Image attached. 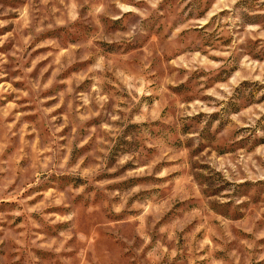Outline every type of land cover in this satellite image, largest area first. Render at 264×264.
<instances>
[{
    "label": "rangeland",
    "instance_id": "374dc122",
    "mask_svg": "<svg viewBox=\"0 0 264 264\" xmlns=\"http://www.w3.org/2000/svg\"><path fill=\"white\" fill-rule=\"evenodd\" d=\"M0 264H264V0H0Z\"/></svg>",
    "mask_w": 264,
    "mask_h": 264
}]
</instances>
